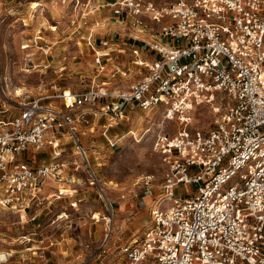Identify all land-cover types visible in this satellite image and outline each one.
<instances>
[{"label": "built area", "instance_id": "1", "mask_svg": "<svg viewBox=\"0 0 264 264\" xmlns=\"http://www.w3.org/2000/svg\"><path fill=\"white\" fill-rule=\"evenodd\" d=\"M112 5L128 38L101 44L114 59L112 53L129 48L131 64L115 74L139 78L128 87L20 91L18 113L0 117V208L27 212L48 181L73 174L76 182L80 169L105 192L82 138L95 130V118L113 126L141 110L164 164L162 190L120 264H264V0ZM107 53L97 51L101 71ZM4 97L12 103L5 90ZM201 107L216 115L212 127L194 125ZM39 151H49L50 160L24 158ZM155 178L150 173L142 181L151 189ZM12 256L0 249V264Z\"/></svg>", "mask_w": 264, "mask_h": 264}, {"label": "rangeland", "instance_id": "2", "mask_svg": "<svg viewBox=\"0 0 264 264\" xmlns=\"http://www.w3.org/2000/svg\"><path fill=\"white\" fill-rule=\"evenodd\" d=\"M114 1L0 0V111L8 109L0 117L7 119L18 113L20 91L51 95L64 88L128 87L139 78L120 73L114 77L112 70L111 74L101 71L94 62L101 42L109 35L119 42L128 38L126 32L122 36L124 23L115 19ZM114 23L121 27L120 34H110ZM131 52L116 55L122 68L131 63ZM103 61L108 62L105 56ZM4 90L12 103L5 100ZM50 101L61 104L57 98H48ZM132 113L133 119L109 129L113 143L99 131L83 138L105 192L91 185L89 174L80 169L74 173L76 182L70 174V181L44 186L27 215L0 208V249L13 251L5 264H52L48 257L53 251L70 260V250H79L78 264L123 263V249L141 237L150 218L152 199L148 201L142 177L156 175L152 190L157 194L164 170L160 155L153 149L152 133H145L149 115L141 110ZM150 114L159 116V112ZM215 117L209 108L201 107L194 125L207 129L214 125ZM171 126L167 127L170 131L178 128ZM26 157L34 164L50 160L49 151L27 152Z\"/></svg>", "mask_w": 264, "mask_h": 264}, {"label": "crops", "instance_id": "3", "mask_svg": "<svg viewBox=\"0 0 264 264\" xmlns=\"http://www.w3.org/2000/svg\"><path fill=\"white\" fill-rule=\"evenodd\" d=\"M114 29H112L111 30V33L110 34H112L113 33V35L114 34H116V33H118V34H120L121 32L119 31L120 29H121V27L120 26H118V24H115L114 23ZM109 34V33H108ZM125 35V31H124V29L122 30V36H124ZM110 36V35H109ZM108 36V38H110ZM106 39V38H105ZM100 42H101V40H100ZM102 43V42H101ZM102 50L104 51V52H108V51H110L109 50V48L107 49L105 46H102ZM127 50H130L129 48L128 49H122V50H117V51H115L113 54L114 55H121V54H125L126 53V51ZM131 51V50H130ZM130 56H132V53H131V55ZM105 57H106V59L108 60V62H104L105 63V65H106V67H105V69L108 71V74H111V71L110 70H112V72H114V73H112V75L115 77L116 76V74H115V71H116V68L117 67H121L122 68V66H123V64H122V62L120 61H118V60H115L114 58H112L111 56H110V54H106L105 55ZM118 57V56H117ZM128 62H129V60H128ZM110 63L112 64V68L111 67H109V65H110ZM131 63L129 62L128 63V65H130ZM98 67V66H97ZM120 75H122L121 73H120ZM131 76V75H130ZM125 77H128V76H125ZM62 90V89H61ZM94 125H95V130L93 131V132H89V133H87V135L86 136H89V135H91V136H96V134H97V132L99 131V132H101V135L108 141V143H110V140L112 139H110L109 140V137H108V131H109V129H111L112 127H114V125L113 126H108L109 124L106 122V119H105V117L104 116H102V117H99V118H95V120H94ZM112 136H114V135H110V137H112ZM85 136H83V138H84ZM82 138V139H83ZM113 140V139H112ZM65 179H69L68 181H70V176L68 175H65ZM52 181L53 180H51V181H48V183H46L45 184V187H47L50 183H52ZM59 182V181H58ZM163 182V181H162ZM162 182H161V184H160V186H159V192L157 193V194H155L153 191L154 190H152V188L151 189H148L147 188V191H146V193H147V196H148V198H149V200L148 201H151V199H152V204H153V202H154V200H155V198L161 193V190H162ZM59 191H60V193L62 194L63 193V191L61 190V189H59ZM35 205V204H34ZM33 205V206H34ZM152 206V205H151ZM44 208V210L45 209H47V205L46 206H43ZM33 208V207H32ZM42 209V210H43ZM25 212V214L27 215V213H28V211L26 212V211H24ZM21 214H23V212L21 213ZM66 240H67V238H65ZM53 254L50 256V257H48V259H50V260H53L54 262L52 263V264H78L79 263V261H78V258H80L79 257V250H75V251H73V250H70V252H69V254H71L69 257H70V260H67L68 259V257L67 256H64V255H61L60 253H59V251H53L52 252ZM47 259V260H48ZM56 259H58V262H56Z\"/></svg>", "mask_w": 264, "mask_h": 264}, {"label": "bare ground", "instance_id": "4", "mask_svg": "<svg viewBox=\"0 0 264 264\" xmlns=\"http://www.w3.org/2000/svg\"><path fill=\"white\" fill-rule=\"evenodd\" d=\"M108 220H109V221H111V219H110V218H108Z\"/></svg>", "mask_w": 264, "mask_h": 264}]
</instances>
